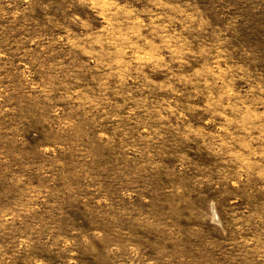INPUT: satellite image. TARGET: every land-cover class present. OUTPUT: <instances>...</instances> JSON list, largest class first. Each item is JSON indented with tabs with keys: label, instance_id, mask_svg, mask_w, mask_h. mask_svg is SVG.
Returning <instances> with one entry per match:
<instances>
[{
	"label": "rangeland",
	"instance_id": "374dc122",
	"mask_svg": "<svg viewBox=\"0 0 264 264\" xmlns=\"http://www.w3.org/2000/svg\"><path fill=\"white\" fill-rule=\"evenodd\" d=\"M0 264H264V0H0Z\"/></svg>",
	"mask_w": 264,
	"mask_h": 264
}]
</instances>
